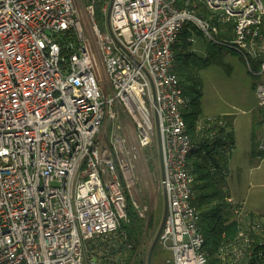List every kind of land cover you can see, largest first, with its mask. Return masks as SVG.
I'll return each mask as SVG.
<instances>
[{
    "label": "built area",
    "instance_id": "1",
    "mask_svg": "<svg viewBox=\"0 0 264 264\" xmlns=\"http://www.w3.org/2000/svg\"><path fill=\"white\" fill-rule=\"evenodd\" d=\"M94 4L0 0V264H146L152 200L131 202L144 224L138 242L121 226L136 165L153 144L167 206L157 244L171 253L167 264H210L173 47L190 25L238 55L260 78L253 89L264 107V0H112L101 8L105 31ZM222 117H200L195 131L218 137L217 128L229 131ZM227 202L236 233L216 264H264V215Z\"/></svg>",
    "mask_w": 264,
    "mask_h": 264
},
{
    "label": "trees",
    "instance_id": "2",
    "mask_svg": "<svg viewBox=\"0 0 264 264\" xmlns=\"http://www.w3.org/2000/svg\"><path fill=\"white\" fill-rule=\"evenodd\" d=\"M97 1L102 6V0ZM196 10L199 15L207 14L201 4L196 6ZM196 34L200 33L190 25L185 26L181 31L173 47V71L179 80L183 96L188 100L187 107L182 110V116L193 144L197 145L187 159L193 178L194 199L192 204L198 212L197 225L204 239L203 248L208 254L209 263L216 264L218 247L236 233V226L231 220V205L227 202V199L232 197L228 195L224 185L228 174L227 161L230 154L225 150V146L230 147L232 142L231 118L222 117L225 122L224 128L227 127L229 131L217 128L219 136L214 139L207 138L206 132L201 136L195 131V127L196 121L201 117L202 84L199 73L212 64H221L223 52L230 51L216 44L206 43L202 49L203 55L199 52L197 54L191 49L193 43L188 41L191 36L196 38ZM228 69H230L229 66ZM261 145L262 149H260ZM253 147L255 150L253 157L264 158V143H256ZM127 218L128 223L123 224L121 230L128 235L130 240L138 242L143 234L144 224L136 216L130 204Z\"/></svg>",
    "mask_w": 264,
    "mask_h": 264
},
{
    "label": "rangeland",
    "instance_id": "3",
    "mask_svg": "<svg viewBox=\"0 0 264 264\" xmlns=\"http://www.w3.org/2000/svg\"><path fill=\"white\" fill-rule=\"evenodd\" d=\"M110 0H102L103 6L108 9ZM95 23L100 30H106V16L102 13L101 4L95 0ZM195 42L191 48L195 53H202L205 38L196 34ZM199 52V53H198ZM229 66L230 69L227 70ZM202 84V96L200 99V115L202 117H213L223 113L239 115V122L245 120L247 111L253 110L256 100L252 91L251 84L257 82L260 78L251 75L246 70L243 61L238 55L231 52H223L221 64H212L199 73ZM118 121L109 122L102 134L103 143L107 144L111 127L117 126ZM231 153V152H230ZM230 155V154H229ZM143 158L137 164V182L131 193L128 195V205L135 201L137 203L152 201L151 224L147 230L143 244V252L148 254L149 248L161 224L164 212V195L159 185L160 164L158 159V149L156 144L146 148L142 154ZM235 154H231L233 162ZM246 163V162H243ZM246 165V164H245ZM251 177L245 166L235 167L226 175L224 185L227 187L228 195L235 199H246L252 204L254 194L264 190L257 187L248 188V181ZM239 182L240 184H237ZM133 209V207H132ZM128 223L127 221L124 224ZM171 258V253L161 250L156 245L150 264H167ZM147 263V261H146Z\"/></svg>",
    "mask_w": 264,
    "mask_h": 264
},
{
    "label": "crops",
    "instance_id": "4",
    "mask_svg": "<svg viewBox=\"0 0 264 264\" xmlns=\"http://www.w3.org/2000/svg\"><path fill=\"white\" fill-rule=\"evenodd\" d=\"M203 53L204 52L200 54L203 55ZM255 83L256 82H253L251 84L253 94V87ZM221 116H224L226 119L231 118L230 121L232 125V150L230 155L228 156L227 161L228 174H230V170H232L233 168H240L243 165L246 167V169L248 170V174L251 177L248 181V188L257 187L260 189H264V158L256 159L253 157V152L255 151L253 147L254 144L264 143V107L256 106L253 110L247 111L245 120L241 122H239L240 120L238 114L223 113L213 117ZM232 151L233 154H235L233 162H231L230 159ZM237 184L240 183L237 182ZM259 192L260 193L253 195L254 198L257 197V200L259 199V201H256L254 199L252 204H249L246 199H235L233 196L231 197L238 202H244L249 210L264 215V190H261Z\"/></svg>",
    "mask_w": 264,
    "mask_h": 264
},
{
    "label": "water",
    "instance_id": "5",
    "mask_svg": "<svg viewBox=\"0 0 264 264\" xmlns=\"http://www.w3.org/2000/svg\"><path fill=\"white\" fill-rule=\"evenodd\" d=\"M110 2H112V0H110ZM109 16V13L107 14V18ZM160 146V145H159ZM159 162H160V175H161V179H163V170H162V164H161V153H160V147H159ZM163 195H164V212H163V217H162V221H161V224L158 228V231L153 239V242L149 248V251H148V254H147V263L146 264H150L151 263V257H152V254H153V251L157 245V241H158V237H159V234L161 232V229H162V226H163V223H164V220H165V217H166V212H167V206H166V195H165V192L163 191Z\"/></svg>",
    "mask_w": 264,
    "mask_h": 264
}]
</instances>
